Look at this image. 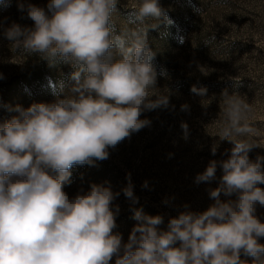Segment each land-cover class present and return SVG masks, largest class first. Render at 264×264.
I'll return each mask as SVG.
<instances>
[{
  "label": "clouds",
  "instance_id": "clouds-1",
  "mask_svg": "<svg viewBox=\"0 0 264 264\" xmlns=\"http://www.w3.org/2000/svg\"><path fill=\"white\" fill-rule=\"evenodd\" d=\"M119 2H20L33 26L13 22L4 31L14 51L39 54L50 68L71 71L49 81L52 102L18 105V114L0 123V264H264V222L256 215L257 205L264 207V156H249L264 148V136L254 126V105L238 92L222 91L213 122L212 136L229 142L230 154L209 161L194 180L218 181L208 189L213 203L206 210L184 205L162 229V215L135 209L137 223L124 241L114 232L120 192L95 183L72 198L64 191L74 165L106 160L110 148L150 126L141 119L145 111L174 109L170 93L156 87V53L148 38L150 29L173 21L159 0H134L121 19ZM191 92L207 96L206 87L193 85ZM181 129L187 139L188 125L182 122ZM126 179L121 191L136 204L130 174Z\"/></svg>",
  "mask_w": 264,
  "mask_h": 264
},
{
  "label": "rangeland",
  "instance_id": "rangeland-1",
  "mask_svg": "<svg viewBox=\"0 0 264 264\" xmlns=\"http://www.w3.org/2000/svg\"><path fill=\"white\" fill-rule=\"evenodd\" d=\"M20 2L45 7L48 0H0V123L17 115L18 105L27 108L32 103L52 102L49 81L71 71L67 65L50 68L39 54L12 49L5 29L13 22L33 26L26 12L18 9ZM133 2L120 0L117 8L121 19H126L127 6ZM159 4L173 23L150 29L148 38L156 53L152 61L158 74L156 87L161 93H170L174 109L145 111L141 119H149L150 126L110 148L106 160L74 165L71 183L64 186L69 198L87 192L93 183L110 185L113 192H120L114 201L120 206L114 232L124 241L137 223L135 209L162 215L164 223L159 227L166 229L170 217L186 210L184 205L189 206L187 210L202 212L213 203L208 189L217 187L218 181L197 185L194 180L209 161L227 159L230 154L226 150L232 145L212 136L223 90L238 92L254 105V126L264 136V0H159ZM162 71L167 75H161ZM237 76L239 83L234 80ZM193 85L206 87L207 96L193 94ZM203 103L209 104L205 107ZM184 104L189 111H181ZM182 122L188 125L187 139ZM217 142L213 155L211 149ZM257 155L264 156V148L249 153L252 160ZM128 174L138 197L136 204L121 191L128 184ZM220 175L218 168L217 177ZM145 181L146 188L142 187ZM256 215L264 222V207L257 205ZM259 242L264 244V238ZM241 259L251 262L252 258L241 255Z\"/></svg>",
  "mask_w": 264,
  "mask_h": 264
}]
</instances>
